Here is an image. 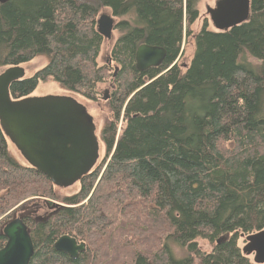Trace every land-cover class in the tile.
Listing matches in <instances>:
<instances>
[{"label":"trees","instance_id":"obj_1","mask_svg":"<svg viewBox=\"0 0 264 264\" xmlns=\"http://www.w3.org/2000/svg\"><path fill=\"white\" fill-rule=\"evenodd\" d=\"M199 1L0 3V70L46 58L10 85L13 99L54 82L97 101L110 83L104 155L73 194L19 161L0 127V248L20 203L43 198L55 206L46 218H22L34 247L28 264H255L237 240L264 229V0H250L246 22L225 31L204 22L192 34ZM100 8L126 17L115 24L112 68L98 61ZM184 37L193 50L181 65ZM144 43L166 54L139 71ZM65 234L85 244L76 258L53 246Z\"/></svg>","mask_w":264,"mask_h":264},{"label":"water","instance_id":"obj_2","mask_svg":"<svg viewBox=\"0 0 264 264\" xmlns=\"http://www.w3.org/2000/svg\"><path fill=\"white\" fill-rule=\"evenodd\" d=\"M9 0H0L5 3ZM206 12L217 31H225L243 22L250 14V0H215ZM115 21L111 14H99L98 33L110 39ZM163 47L141 44L134 55L135 67L144 71L157 67L165 57ZM25 76L22 66L0 71V127L25 162L59 188L77 183L96 164L99 141L92 117L83 103L68 94H48L13 99L10 85ZM105 92L103 99H107ZM6 242L0 248V264H28L33 243L21 218H13L2 228ZM241 252L253 255L252 262L264 264V229L243 236ZM57 251L76 258L85 250L84 242L61 235L54 242Z\"/></svg>","mask_w":264,"mask_h":264},{"label":"rangeland","instance_id":"obj_3","mask_svg":"<svg viewBox=\"0 0 264 264\" xmlns=\"http://www.w3.org/2000/svg\"><path fill=\"white\" fill-rule=\"evenodd\" d=\"M215 3V0H200L197 4V9L199 16L196 19L194 23L190 25V33L194 34L200 30L204 22H207L208 28L215 30L212 23L209 20V16L206 12V7L210 6L212 7ZM102 13H107L111 14L109 9L107 8H100V11L98 12L99 14ZM98 17V16H97ZM115 24L122 19H125L126 17H121L117 18L114 17ZM185 28V27H184ZM121 31H119L117 28H113L112 30V36L110 39H104V42L101 46L100 53L98 56V61L99 63H107L108 66L112 68L111 65V58H110V50L116 41V39L120 36ZM182 54L181 57L179 58L178 62L181 65H184L189 62V59L192 55V50L193 47L191 44L187 43V38L184 37V40L182 42ZM46 64V58L43 56L34 58L32 61L22 65L25 69V76H29L32 73H34L36 70L40 69ZM1 71V70H0ZM109 89H110V83L104 82L101 83L98 87L99 91V100L97 101H89V100H83V99H78L81 103H83L87 109L88 114L92 117L93 122L96 127V136L99 141V157L97 160V163L100 161V159L104 155V146L100 141V131L102 128V125L104 123V120L106 117L109 116V109L107 106L106 101L103 99V96L105 92L107 91V94H109ZM48 94H66L65 91L61 90L56 83L54 82H47V83H42L40 82L37 87L30 93L29 96L31 97H37V96H44ZM122 126V123H119L118 125V131H120V127ZM11 150L13 152V155L19 160L24 162L25 160L22 158L18 150L11 144ZM78 189V184L75 183L70 187L67 188H59V193L65 194V195H70L73 194L77 191ZM23 204V205H22ZM21 207L18 208V210L15 212L16 215L21 216V215H30L36 219H43L46 218L55 208L54 205L49 203L47 200L43 198L39 199H34L30 201H24L20 203ZM4 226V225H3ZM3 228V227H2ZM237 244L242 248L244 245V238L243 237H238ZM198 245L200 246L202 251H209L210 250V244L206 240H198ZM171 248L173 252L177 255H180L179 248L175 244H171ZM251 261L253 258V255H248L247 256ZM193 264H198L197 261H194Z\"/></svg>","mask_w":264,"mask_h":264},{"label":"flooded vegetation","instance_id":"obj_4","mask_svg":"<svg viewBox=\"0 0 264 264\" xmlns=\"http://www.w3.org/2000/svg\"><path fill=\"white\" fill-rule=\"evenodd\" d=\"M18 208H19V207H18ZM18 208H16V209H18ZM23 216H25V215L18 216V215L15 214L13 218L18 217V218H21V220H22ZM13 218H11L10 220H12ZM10 220H9V221H10ZM5 224H6V223H5Z\"/></svg>","mask_w":264,"mask_h":264},{"label":"bare ground","instance_id":"obj_5","mask_svg":"<svg viewBox=\"0 0 264 264\" xmlns=\"http://www.w3.org/2000/svg\"><path fill=\"white\" fill-rule=\"evenodd\" d=\"M108 98V97H107ZM79 242V241H78Z\"/></svg>","mask_w":264,"mask_h":264}]
</instances>
